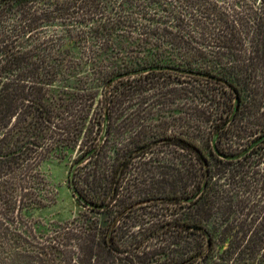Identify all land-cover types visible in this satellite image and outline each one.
I'll list each match as a JSON object with an SVG mask.
<instances>
[{
	"label": "trees",
	"instance_id": "1",
	"mask_svg": "<svg viewBox=\"0 0 264 264\" xmlns=\"http://www.w3.org/2000/svg\"><path fill=\"white\" fill-rule=\"evenodd\" d=\"M263 14L244 20L247 36L262 27L252 36L262 57ZM220 49L229 50V1L0 0V264H54L35 251L68 246L32 244L23 220L44 206L41 162L76 145L68 186L84 211L53 230L76 238L78 264H264V237L229 235L213 211L229 167L264 185V130L239 133L246 116L262 121L257 66ZM139 92L205 105L181 115L179 131L160 115L163 125L134 132L121 121L131 122ZM173 148L177 166H156L167 168L158 187L130 189L133 167Z\"/></svg>",
	"mask_w": 264,
	"mask_h": 264
},
{
	"label": "rangeland",
	"instance_id": "2",
	"mask_svg": "<svg viewBox=\"0 0 264 264\" xmlns=\"http://www.w3.org/2000/svg\"><path fill=\"white\" fill-rule=\"evenodd\" d=\"M228 1L229 50L223 51L220 49L218 54L220 52L229 53V62L231 63H233L235 59L247 65L249 63H255L257 66V79L259 80V82L256 83L255 102L261 103L260 113L262 115L259 118L262 121L260 125H257L256 117H253V115L252 117L246 116L244 118L243 124L241 123V127L244 130H241L239 133L244 135L245 141L255 137L260 131L264 130V57H262V54L256 52L257 43L253 41V37L259 36L256 30H262V27L258 28L257 25H254L253 30L248 36L244 27L245 19L257 17V15H262V13H264V0H218L219 3H228ZM258 22L259 20L257 19L256 23ZM232 24H234V28ZM233 39H235V41ZM167 77L166 83H174L169 86H180L176 82L177 80L175 77ZM157 80L160 81L159 84H164L161 77ZM184 83L186 84V82ZM251 87L253 88L254 85H251ZM140 93L141 92L137 93L133 101L134 113L131 114L133 117L131 122L128 124L127 121H121L122 128L131 129L134 132L139 131L142 133L148 131L150 128L153 129V124L157 125V123L158 125H163L164 121L158 122L160 115H165L167 118L165 129L172 128L179 131V129L182 128L180 126L181 121H179L180 116L186 115V112H195V109L199 110L201 106L203 107L205 105L202 103L199 104V101H192L189 93H187L188 96H178L175 95L174 92H170L163 98L159 95L149 94V99L146 100V102L143 101V95ZM230 99L229 96V103ZM248 101L251 106L254 105V103L251 104L253 96H250ZM249 122H252V124ZM172 123H174V125H172ZM232 131L235 130L229 128V135L231 134L233 136L237 131H235V133ZM231 135L229 136V143L231 141L230 138H232ZM81 148H84L83 145L82 147L76 145L73 148L56 151L41 162L37 169L39 171L37 183H39V188L42 192L41 195L44 197L41 202V205L44 206L35 209L32 214L29 215L32 217L23 220L28 225V231L23 234V237L31 241L32 244L43 245L47 240L53 238H56L55 240L58 242L66 241L68 243L67 247L55 245L47 250H41L40 248L46 249L41 246L35 251L36 253L34 255L38 256L39 259L45 258L46 256L53 257L54 260L52 262L54 264H78L75 254L76 249L73 247V244L77 243L76 238L73 236L70 239L66 238L67 235L63 234L61 230L58 234L53 230V226L66 224L72 221L80 212L84 211V207L77 202L68 186L70 166L81 153ZM163 149L166 150L165 148ZM178 153L179 151L173 148L171 153L166 152L165 154H158L160 162L158 161L155 163H152L153 161L151 160L154 157L147 156L150 157L147 162H141L139 166L133 167V169L126 174L125 181L132 184L130 189H137V191L140 190L139 192H141L147 191L148 189L152 190L155 186L158 187L160 185L158 184L159 181L163 179L159 173L162 171L166 172L167 168H156V166L169 165L171 167H176L178 159L180 158ZM258 163L255 169L261 171L258 174V176H261L260 173H264V154L263 158H261ZM227 173L220 175V177L222 176L223 178L221 177L220 180L218 178V184L216 183L214 186L213 195L216 209L213 211L216 212V214H214L216 219H218V221H227L226 226L229 229V235L236 234L238 236H245L246 233L248 236L253 234L256 236L262 235L264 237V185H261L262 180L249 182V180L252 179H247L248 177L243 179L242 171L236 173L233 171V168L230 167L229 174ZM127 182L125 186L129 185ZM160 187L162 188V185ZM54 233L57 234L54 235ZM53 242L54 241H52V243ZM235 251V249H230L229 257H239L233 254ZM39 259L37 258V260ZM8 263L11 264V262Z\"/></svg>",
	"mask_w": 264,
	"mask_h": 264
}]
</instances>
